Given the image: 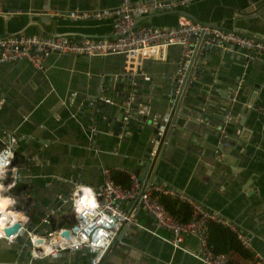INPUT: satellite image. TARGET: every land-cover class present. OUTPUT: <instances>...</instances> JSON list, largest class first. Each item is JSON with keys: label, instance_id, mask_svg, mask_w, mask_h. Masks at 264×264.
Masks as SVG:
<instances>
[{"label": "crops", "instance_id": "obj_1", "mask_svg": "<svg viewBox=\"0 0 264 264\" xmlns=\"http://www.w3.org/2000/svg\"><path fill=\"white\" fill-rule=\"evenodd\" d=\"M252 1L259 3L258 12L239 15V11ZM117 3L118 0H0V36L27 33L110 38L112 24L108 17L77 21L57 17L54 13L71 9H113ZM188 7L197 19H207L226 28L235 26L238 30L244 20L248 21L252 33L264 38V0H195ZM171 10L143 15L139 22L155 27L172 25L179 15ZM178 61L179 47L170 45L163 59L143 58L136 70L129 69L122 54L98 57L51 53L43 60L42 70L34 69L24 60L0 63V138L14 134L16 142L21 139L16 147L14 164L17 167L24 165V157L28 156V160H34L35 174L39 173L33 176L32 186L26 182L28 176H21L25 181H18V189L22 192L19 195H27L23 213L31 209L37 219L34 222L40 223L37 216L46 213L52 204L67 194L70 182L77 180L94 189L101 183L103 169L118 174V180L128 171L140 177L154 136L153 121L168 108L165 78L176 72ZM206 61L211 81L214 83L215 80L222 92L232 94L228 107L241 108L235 118L242 119L241 125L236 126L234 133L228 130L231 133L229 141H239L240 150L239 146L227 147L221 154L214 151L211 156L207 144L216 142L214 130L220 121L214 114L215 107L204 113L207 118L203 120L193 117L182 104L178 108L182 107L186 112L181 114L183 119L176 125L179 128H172L177 134L167 135L172 125L171 109L160 153L151 172L147 171L145 176L154 174L159 183L188 194L205 209L233 221L249 238L253 249L264 257V112L251 108L252 104L264 106V55L255 57L246 68L230 55L214 54ZM135 71L140 73L135 74ZM127 73L136 75L141 84L138 92L146 110L138 114L151 115V123L137 120L126 132L115 136L104 123L94 131L91 126L95 127L97 120L86 118V112L79 110L77 105L71 113H65L64 104L56 105L71 92H75L73 101H85L98 92L99 84L107 85V80L120 79ZM238 74L240 76L236 77ZM233 85L235 88L232 89ZM208 96L204 98L208 100ZM106 98L113 99L111 105L105 106L110 107L109 114H114L117 98L110 94L108 87L98 96L101 102ZM214 100L220 101V98L215 96L207 103L216 104ZM230 116L228 110L226 122ZM185 124L188 130H181ZM119 206L130 208L132 204L119 203ZM25 215L32 222L29 214ZM135 218V224L126 226L120 242L133 252V264H204L194 257L198 245L193 237L184 236L178 246L180 250H177L165 242L169 233L156 229L152 219L140 208H135ZM135 227L143 230L139 240L135 239L138 234H132ZM222 233L218 227L210 229V241L228 256L229 264L254 263L251 252L234 249L228 244L227 235ZM125 234L129 237L125 238ZM19 251V255H8L0 248V261L23 258L25 253ZM73 255L72 263L87 262L82 253ZM121 256L124 258V254Z\"/></svg>", "mask_w": 264, "mask_h": 264}, {"label": "built area", "instance_id": "obj_2", "mask_svg": "<svg viewBox=\"0 0 264 264\" xmlns=\"http://www.w3.org/2000/svg\"><path fill=\"white\" fill-rule=\"evenodd\" d=\"M189 0H150L145 2H133L132 0H118L113 9L103 10H78L71 9L57 11V17H66L71 20L87 21L98 20L104 17L111 19L112 35L110 38L71 37L67 35H40V34H9L0 36V63L26 61L37 70L42 69L43 60L51 53H69L85 56L104 57L112 54H122L129 69H137L143 58L160 60L164 58L165 50L170 45L179 47V61L176 73L182 76L197 41L208 46L221 47L229 43L243 48L250 54L264 55V38L248 36L239 30H227L202 24L186 16L179 15L174 24L166 27H155L149 24L137 22L146 14L159 10L169 11L186 4ZM140 73V72H139ZM148 79L147 75H143ZM108 101V98L102 99ZM256 109L263 112L261 106ZM145 107L137 109L144 112ZM171 109H165L159 118L153 121L155 132L151 139L149 159H154L159 154L163 143L165 131L169 124ZM227 120L225 115L224 121ZM16 138L14 134H8L0 138V187L2 195L9 201L4 205L7 212L22 213V217L13 218L10 214L4 215L0 211V238L5 243L11 244L26 232L30 241V256L41 258L52 255L58 251L80 250L87 247L93 254L90 264H98L104 252L108 249L111 239L120 228L135 224V208H140L148 215L156 229H164L169 233L166 238L173 246H179L184 236L193 237L198 245L200 261L204 264H229L228 256L223 252H214L207 242L208 223H214L225 227L242 246L252 253L254 263L264 264V257L255 251L249 238L241 232L235 223L217 212L205 209L198 201L188 194L172 189L158 181L141 179L132 172H126L129 184L121 186L111 178V170L103 169L101 183L94 189L74 183L71 190L69 205L57 213L50 211L44 213L40 222L49 226V232L45 235L33 234L28 231L29 217L25 210V196H19L18 168L14 164ZM78 189H80L78 191ZM156 195H165L186 203L190 209V216L186 221L174 218L158 201ZM90 201V202H89ZM119 203H130V208L119 206ZM57 210V209H56ZM53 215V217H51ZM60 217L61 225L58 226ZM18 223L15 231L5 235L4 229L13 223ZM68 230V235L61 234ZM57 233L56 244L48 253L34 252V239L44 236L52 238ZM24 247L25 244L23 243ZM194 253V254H196ZM17 264L14 261H0V264Z\"/></svg>", "mask_w": 264, "mask_h": 264}, {"label": "water", "instance_id": "obj_3", "mask_svg": "<svg viewBox=\"0 0 264 264\" xmlns=\"http://www.w3.org/2000/svg\"><path fill=\"white\" fill-rule=\"evenodd\" d=\"M193 1L195 0H189L186 4H184L180 8L173 9L171 11L176 15L177 14L183 15L192 20L199 21L202 24H206V25L216 27L219 29L235 30L237 28L235 26L233 28H226V27H222L221 25H217L214 22L210 23V21H208L207 19L206 20L197 19L190 12V9L188 7L189 5L193 4ZM258 5H259L258 2L252 1L249 6L247 5L246 7L241 9L238 14L243 15V14L248 13L249 11L258 12V9H259ZM159 12L163 13V12H168V11L159 10L154 13H149L148 15L150 16L152 14H157ZM140 20L141 18H139L137 22H139ZM239 26H240L238 27L239 31L244 32L248 36H254L256 38H260L258 37V35H255L252 33V30L250 29H253V28L248 23V21L244 20L242 25H239ZM61 35H65V34H61ZM214 54L220 55V56L230 55L231 59L238 61L242 65L245 64V68L251 65L252 60L255 57L263 56V55H257V54H250L245 49L239 48L229 43H224L221 47H215V46H208L207 44L203 42L197 41L194 47L193 53L191 54V57L188 63L186 64L184 70L182 71L183 72L182 76H179L176 72L175 73L173 72L174 74L172 73L171 75H168L165 78L167 82H166L164 90H166V94L169 95L168 101H167L168 108L173 110V118L171 120L172 125L167 130V135L169 137L170 135L177 134L176 132L172 131L173 130L172 128L175 127L177 123H179V121L183 119L182 117H180L181 114H184L186 112V111L183 112L182 107L179 110L178 108L179 105L183 104L184 109L187 111H190L189 113L193 114V117H201V119L203 120H206L207 118L204 115V113H208L212 106L215 107L216 110L214 111V114H217L218 120L220 121H218L217 128L214 130L215 131L214 137H216V142L210 143V145L207 144V146L210 147V150L212 152L210 154L211 156H213L214 151H216V153L221 154L223 151L226 150L227 147L236 148L237 146H239V150H240L239 141H236L235 139H234V143L233 141L232 142L229 141V139L231 138V133H228V130L230 129L231 132L234 133L236 126H240L242 123L241 122L242 119L240 118L235 119L237 116L236 115L237 111H241V108H239V110L237 109L234 110L231 107H228L229 105L228 101H229V98L232 97V94L228 95L227 93L222 92L221 89L217 87L216 85L217 82L215 80H214V83L213 81H211L210 79V77H212L211 71L206 70V67H205V63L207 62L206 60L210 59ZM42 69H43V64H42ZM135 74H139V72L135 71ZM239 76L240 75L238 74V76L236 77H239ZM107 81H108L107 85L105 84L106 86L103 84H99L98 92L90 96L85 101H81V100L79 101L77 99L73 101L75 97V92H71L69 93L70 95L69 94L65 95L64 98L59 99V103H56V105L64 104L63 109L65 110V113L74 112L73 108L75 107V105H77L79 110L86 112V118L89 117V119L94 118V120H97L94 122V124L96 123L95 127L91 126L94 131H97L99 129L100 123H104L106 125V129L107 130L109 129V131H112V134L115 136L120 133L126 132L125 130L128 128V126L137 120L140 122L151 123V115L140 116L137 112V108H138L137 105H143L144 102L140 100L138 91L140 90L141 84L136 75H128L127 73L126 75H123L122 77H120V79L117 78L116 80H113V81L112 80H107ZM147 86H149V84H147ZM107 87L110 90V94L115 95V97L117 98L116 101H114V105H113L116 107L115 109L116 111L114 114H109L110 107L105 106V105H108L107 103H110L109 105H111L113 102V99L108 98V101L106 102L105 101L101 102V99H98L100 92L103 94ZM233 88H235L234 85L232 86V89ZM206 95H209L208 100L216 96L220 98V101L214 100L216 104H213V105L208 104L207 103L208 100L204 98V96ZM71 96L73 97L72 99H71ZM257 106H260V105L252 104L251 108H256ZM261 107L263 108V112H264V106L261 105ZM228 110H230L231 118L229 121L226 122L224 121V117L227 114ZM238 113L241 114V112H238ZM242 114H245V112H243ZM210 123L211 121L210 122L208 121V124ZM182 129L188 130L187 125L186 124L183 125L181 127V130ZM153 130H154L153 132H155V125H154ZM178 136H182L183 138L186 137L185 135H178ZM20 140L21 139H19L18 142ZM18 142L14 144L16 154H17L16 147H17ZM45 142L46 141H42L43 144ZM24 158H25L23 160L24 165L20 166L18 169L19 178L17 179V181H21V180L25 181L22 179L23 177L21 176H28V179L26 180V182L29 183L30 186H32L34 185V180H35L33 176H37L39 173L35 174L36 170L34 169L32 165L34 160L33 161L31 159L28 160L29 159L28 156ZM155 162H156V158L151 160L149 159V154L146 155L145 161H144L145 165L143 167V171L140 176L141 179L143 178L144 180H146L150 177L151 180L152 179L155 180L154 174L150 176L149 175L150 173H148L145 176L147 171L150 170L151 172V169L153 168ZM74 183H78V181L75 180L73 182H70V187L68 189L67 194L64 196H61L60 199H58V203L55 202L54 205L52 204L48 208L46 213L50 211H54V213H57L59 211H62L63 209L68 208V205L70 202L69 196L74 186ZM43 215L37 216L38 219H40ZM51 217H53V215ZM61 222L62 221L58 223V226L61 225ZM18 225L19 224L15 222L10 227H6L4 229L5 235H9L10 232L15 231ZM26 228L28 231L32 230L33 234H38V235H42V234L45 235L49 232V226L42 222L37 224L35 222L30 221L29 225H26ZM125 229H126V226H124L123 228H120V230L116 233V235L111 239L107 247L108 249L104 252L98 264H121V263L133 264V260H131L133 258L131 253L133 252L130 250V247L127 246L126 244L120 243L123 237V234L125 233ZM68 232L69 231L66 229L62 231L61 234L64 236H67ZM142 232L143 230H140L138 227H135L134 232L132 234L133 235L138 234V236L135 239L139 240ZM56 234H57L56 232L53 233V235H56ZM124 237L128 238L129 235L125 234ZM29 238L30 236L28 237L26 232H23L19 238L14 239V241L11 244L5 243L4 240L0 238V248L2 249V253H6L8 255H16V254L19 255L20 254L19 250L21 251L23 250L25 255L23 258L15 259L17 264H75L71 262V260L74 259L73 254L75 253H82L84 257H86V260H87V262L83 264H90V260L93 257L92 252L87 247H83L80 250L58 251L52 255H47L41 258H33L32 256H30L31 248H30ZM48 239L49 238H47L46 236L40 238L38 240V243L35 244L33 248L34 249L40 248V246L43 245V243H46ZM165 242L169 243L174 249L180 250L178 246H173L167 240H165ZM23 243L25 244L24 247L22 246ZM122 254H124V258H122L121 256ZM125 255H127L128 257H126ZM129 256L131 258H129ZM194 257L200 260L199 253L194 254ZM4 264H7V263H4Z\"/></svg>", "mask_w": 264, "mask_h": 264}, {"label": "trees", "instance_id": "obj_4", "mask_svg": "<svg viewBox=\"0 0 264 264\" xmlns=\"http://www.w3.org/2000/svg\"><path fill=\"white\" fill-rule=\"evenodd\" d=\"M116 176H118V174H115V172H113L111 174V178L112 180L121 185V186H126L129 184V180L127 175L124 174V176H121V179L118 180L116 179ZM158 201L164 206V208L177 220L183 222L186 221L189 216H190V209L188 207V205L186 203L180 202L176 199H173L171 197L165 196V195H156ZM218 227L220 232H223V235H227V238L229 240L228 244H231L232 247L240 252H243L246 250L242 248V246L239 244V242L237 241V239L235 238L234 234L231 233L229 230H227L225 227L218 225V224H214V223H208V238H207V242L208 244L211 246L212 250L214 252H223L219 249H216L211 241H210V229L216 228ZM224 253V252H223Z\"/></svg>", "mask_w": 264, "mask_h": 264}, {"label": "bare ground", "instance_id": "obj_5", "mask_svg": "<svg viewBox=\"0 0 264 264\" xmlns=\"http://www.w3.org/2000/svg\"><path fill=\"white\" fill-rule=\"evenodd\" d=\"M79 190L80 189H78V191ZM1 191H2V186L0 187V211H3L4 215L10 214L15 219L22 217V214L20 212L19 213H12V212H7L6 210H4L5 209L4 205H6L9 200L4 195H2ZM0 219L4 220V218L2 216H0ZM0 232H1V230H0ZM31 238H32L34 243H38L39 239H37V238L34 239V235H31ZM56 238H57V234L54 235L52 238L48 239V241L46 243H43V245H41L40 248H38V249L33 248V251L34 252H40V253H48L49 251H51L53 249V246L56 244L55 243Z\"/></svg>", "mask_w": 264, "mask_h": 264}, {"label": "rangeland", "instance_id": "obj_6", "mask_svg": "<svg viewBox=\"0 0 264 264\" xmlns=\"http://www.w3.org/2000/svg\"><path fill=\"white\" fill-rule=\"evenodd\" d=\"M20 193H22L21 191H19L18 192V195L20 194ZM22 195V194H21ZM21 195H19V196H21ZM27 214H29V216H30V218H31V220H32V222H34V221H36L37 219H36V217L33 215V212H32V210L30 209V211H28V212H26ZM25 213V214H26ZM57 218H59V217H57ZM14 261V260H13Z\"/></svg>", "mask_w": 264, "mask_h": 264}, {"label": "clouds", "instance_id": "obj_7", "mask_svg": "<svg viewBox=\"0 0 264 264\" xmlns=\"http://www.w3.org/2000/svg\"><path fill=\"white\" fill-rule=\"evenodd\" d=\"M90 202V201H89Z\"/></svg>", "mask_w": 264, "mask_h": 264}]
</instances>
